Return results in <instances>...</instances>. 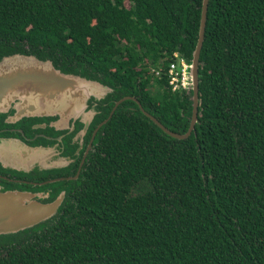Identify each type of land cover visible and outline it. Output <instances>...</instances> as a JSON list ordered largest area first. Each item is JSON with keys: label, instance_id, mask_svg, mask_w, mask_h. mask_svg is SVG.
I'll use <instances>...</instances> for the list:
<instances>
[{"label": "trees", "instance_id": "trees-1", "mask_svg": "<svg viewBox=\"0 0 264 264\" xmlns=\"http://www.w3.org/2000/svg\"><path fill=\"white\" fill-rule=\"evenodd\" d=\"M200 7L0 0V58L104 78L182 135L190 106L164 72L173 53L190 60ZM198 62L193 132L174 140L138 109L116 110L84 190L52 218L0 235V264H264V0H208Z\"/></svg>", "mask_w": 264, "mask_h": 264}, {"label": "water", "instance_id": "water-1", "mask_svg": "<svg viewBox=\"0 0 264 264\" xmlns=\"http://www.w3.org/2000/svg\"><path fill=\"white\" fill-rule=\"evenodd\" d=\"M208 0H201L197 40L190 60L186 61L185 95L190 106L188 127L182 135L170 133L148 116L164 133L176 140L186 139L196 123L198 107V66L205 28ZM105 87L78 74L63 73L49 60L32 55L12 54L0 58V112L12 109L15 114L81 117L86 101L99 97ZM147 116V115H146ZM11 153L12 150H9ZM9 151H1L3 160L22 170L41 168L50 159V150L21 145L14 148L18 160ZM14 154V153H13ZM47 158V159H45ZM40 198V195L36 196ZM60 200L41 204L28 191L10 190L0 186V235L15 234L38 225L57 212Z\"/></svg>", "mask_w": 264, "mask_h": 264}, {"label": "flooded vegetation", "instance_id": "flooded-vegetation-1", "mask_svg": "<svg viewBox=\"0 0 264 264\" xmlns=\"http://www.w3.org/2000/svg\"><path fill=\"white\" fill-rule=\"evenodd\" d=\"M102 82L99 83L105 87V90L102 89L103 92L99 97H91L86 101L84 114L81 117L19 115L11 108L6 112H0L1 187L28 191L33 195V199L41 204L60 200L59 207L72 205L77 194L85 188L86 168L91 167L93 170L99 167L98 157L95 155L101 152L99 145L101 135L118 109H125L129 113L138 109L141 115L163 134L176 140L149 119L148 116L159 123L141 107L135 96L122 93L117 86H111L104 78ZM129 103L135 107L129 106ZM21 145L50 150V163L48 160L47 163H43V167L29 168V170L13 168L3 160L1 151L13 150ZM38 195L40 198H36Z\"/></svg>", "mask_w": 264, "mask_h": 264}, {"label": "built area", "instance_id": "built-area-1", "mask_svg": "<svg viewBox=\"0 0 264 264\" xmlns=\"http://www.w3.org/2000/svg\"><path fill=\"white\" fill-rule=\"evenodd\" d=\"M172 58L164 72L166 85L171 92H185L187 63L177 53H173ZM153 73L155 77L159 78V70H155Z\"/></svg>", "mask_w": 264, "mask_h": 264}, {"label": "rangeland", "instance_id": "rangeland-1", "mask_svg": "<svg viewBox=\"0 0 264 264\" xmlns=\"http://www.w3.org/2000/svg\"><path fill=\"white\" fill-rule=\"evenodd\" d=\"M3 147H5V146H3ZM5 148H6V147H5ZM9 152H10V151H9ZM12 152L14 153V154H13V153L10 152V153L12 154V157L18 160L19 157H18L17 155H15V151H14V149L12 150ZM48 157L50 158L51 155H48ZM45 159H47V158H45Z\"/></svg>", "mask_w": 264, "mask_h": 264}]
</instances>
